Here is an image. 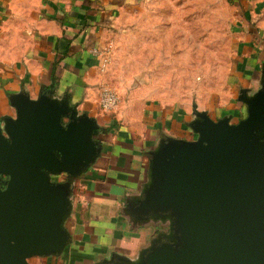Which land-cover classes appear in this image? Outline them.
<instances>
[{"label": "water", "instance_id": "obj_1", "mask_svg": "<svg viewBox=\"0 0 264 264\" xmlns=\"http://www.w3.org/2000/svg\"><path fill=\"white\" fill-rule=\"evenodd\" d=\"M238 99L239 122L195 111V140L166 138L150 154L149 182L126 213L167 230L137 260L113 254L99 264H264V86ZM8 100L15 117H0V264H30L69 245L72 180L101 155V129L48 92Z\"/></svg>", "mask_w": 264, "mask_h": 264}, {"label": "crops", "instance_id": "obj_2", "mask_svg": "<svg viewBox=\"0 0 264 264\" xmlns=\"http://www.w3.org/2000/svg\"><path fill=\"white\" fill-rule=\"evenodd\" d=\"M122 3L0 0V117H15L10 95L24 92L36 100L48 92L53 99H67L79 115L94 118L101 129V155L72 180V210L65 223L71 236L69 245L59 256L31 258L43 259L45 264H99L113 254L137 260L156 236L155 226L163 225L135 223L126 213L127 202L138 198L149 182L150 154L166 138L195 140L188 127L195 111L205 112L215 121L229 117L231 124L239 122L246 116V107L238 99L241 91L253 95L264 86V29L260 28L251 32L244 44L235 45L225 90L213 95L196 92L190 102L180 96L178 103H161L153 100L154 95L152 102L129 111L118 104L112 112L121 126L102 129L99 115L105 112L99 108L101 89L120 90L114 83L117 60L112 57L105 62L103 49L109 32L119 23ZM151 24L147 32L153 48L149 44L147 62H188L169 45L166 36L170 28ZM160 33L165 34L162 48L156 45ZM94 49L100 55L93 54ZM171 120L177 124L173 126ZM65 178L62 174L52 180L63 182ZM76 196V209L82 210L83 216L82 222L78 217L72 226Z\"/></svg>", "mask_w": 264, "mask_h": 264}, {"label": "rangeland", "instance_id": "obj_3", "mask_svg": "<svg viewBox=\"0 0 264 264\" xmlns=\"http://www.w3.org/2000/svg\"><path fill=\"white\" fill-rule=\"evenodd\" d=\"M122 1L119 23L109 32L103 53L105 62L112 57L117 60L114 83L120 90L115 92L118 104L128 111L139 109L143 102L178 103L180 96L190 102L196 92L213 95L225 90L230 82L235 45L244 44L248 35L264 29V0ZM151 23L170 28L166 36L169 45L188 62H147L149 44L153 48L147 32ZM157 35L160 36H156V45L162 48L165 34ZM154 95L156 98H150ZM163 95L170 98L157 97ZM113 113L99 115L102 129L121 126V120ZM171 122L173 126L177 124L175 120ZM78 202L76 196L72 226L83 216L82 210L76 209ZM155 227L157 233L167 230V224ZM30 262L45 264L43 259Z\"/></svg>", "mask_w": 264, "mask_h": 264}, {"label": "built area", "instance_id": "obj_4", "mask_svg": "<svg viewBox=\"0 0 264 264\" xmlns=\"http://www.w3.org/2000/svg\"><path fill=\"white\" fill-rule=\"evenodd\" d=\"M93 54L100 55V52L94 49ZM106 60V59H105ZM119 99L117 94L108 87H102L99 98V108L105 113H110L118 106Z\"/></svg>", "mask_w": 264, "mask_h": 264}]
</instances>
